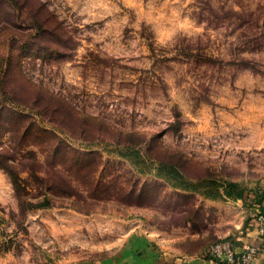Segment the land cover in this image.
Instances as JSON below:
<instances>
[{
  "label": "rangeland",
  "instance_id": "374dc122",
  "mask_svg": "<svg viewBox=\"0 0 264 264\" xmlns=\"http://www.w3.org/2000/svg\"><path fill=\"white\" fill-rule=\"evenodd\" d=\"M0 151V264L259 240L264 0L0 3Z\"/></svg>",
  "mask_w": 264,
  "mask_h": 264
},
{
  "label": "crops",
  "instance_id": "0c3cea01",
  "mask_svg": "<svg viewBox=\"0 0 264 264\" xmlns=\"http://www.w3.org/2000/svg\"><path fill=\"white\" fill-rule=\"evenodd\" d=\"M245 239V236H238ZM239 242L237 249L240 248ZM256 264H264V245L258 251ZM74 264H225L220 260L201 254L199 251H180L171 246L163 245L151 235L143 233L129 234L118 250L110 255L93 261Z\"/></svg>",
  "mask_w": 264,
  "mask_h": 264
},
{
  "label": "built area",
  "instance_id": "2783aa9c",
  "mask_svg": "<svg viewBox=\"0 0 264 264\" xmlns=\"http://www.w3.org/2000/svg\"><path fill=\"white\" fill-rule=\"evenodd\" d=\"M254 220L259 231L258 234L262 238L256 241L243 242L239 249L229 241L217 242L209 248V256L225 264H256L255 259L258 251L264 245V210L257 209Z\"/></svg>",
  "mask_w": 264,
  "mask_h": 264
},
{
  "label": "trees",
  "instance_id": "16d2710c",
  "mask_svg": "<svg viewBox=\"0 0 264 264\" xmlns=\"http://www.w3.org/2000/svg\"><path fill=\"white\" fill-rule=\"evenodd\" d=\"M8 2L10 3V0H0V3H2V4H4V3L7 4ZM0 152H2V151H0ZM25 154L31 155L33 153L31 152V150L23 152L17 160L18 164L24 163V160L22 158L25 156ZM2 155H4V154L2 153ZM3 157L4 158H2V160H0V166L2 168H4V170H6L8 176H9V179L12 182L17 193L21 194L22 192H24L25 185L27 183L26 182L27 179L25 177L21 176V172H23L25 169L22 168L23 166L21 167V169H16L15 168L16 163L14 162V160H12V161L8 160L9 158L7 156H3ZM33 159H32V163L34 165H36L39 161L36 162L37 160H33ZM51 169H54V168H51ZM27 172H28V170H27ZM29 175L33 176L36 180L45 181V182L50 178V176L39 175L35 170H32V168L29 170ZM43 200H45V198ZM42 204H45V202L39 204V206Z\"/></svg>",
  "mask_w": 264,
  "mask_h": 264
}]
</instances>
